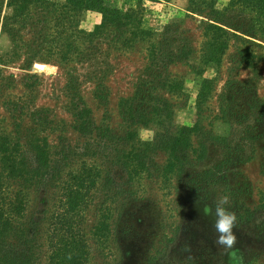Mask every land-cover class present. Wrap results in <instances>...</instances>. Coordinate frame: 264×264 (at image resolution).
<instances>
[{"label": "rangeland", "instance_id": "obj_1", "mask_svg": "<svg viewBox=\"0 0 264 264\" xmlns=\"http://www.w3.org/2000/svg\"><path fill=\"white\" fill-rule=\"evenodd\" d=\"M107 1L123 12L139 10L143 28L154 33L152 42L170 24L172 31L190 39L192 55L169 67L171 80L177 82L167 93L175 112L173 122H167L172 131L196 124L215 136L234 135L243 150L228 162L219 155L220 145L214 160L193 162L189 172L197 176L166 172L168 153L162 146H147L159 132V119L134 125L120 114L121 99L133 95L148 65V41L118 49L105 45L103 36L89 42L80 31H94L102 14L65 6L66 0L31 5L32 20L17 23L15 31L7 27L12 35L2 27L11 10L9 0H0V133L25 146L47 142L62 174H97L83 211L87 264H264V119L257 128L237 133L236 115L225 120L220 112V106L243 115L248 106L264 107V44L248 36L233 37L221 66L206 67L201 62L203 16L188 10L191 0ZM212 1L217 10L229 4ZM39 64L45 67L40 70ZM204 79L214 82L201 100ZM229 80L237 82L221 99ZM79 112L86 133L76 129ZM90 123L97 128L94 137ZM199 138L193 135V144ZM138 158L147 162L139 174L121 168L122 160L133 165ZM206 183L215 185L209 197ZM62 185L23 191L28 216L43 221V241ZM225 196L238 218L237 241L230 251L214 243V216L203 213L204 203ZM101 224L100 230L94 229ZM46 254L45 248L41 264Z\"/></svg>", "mask_w": 264, "mask_h": 264}, {"label": "trees", "instance_id": "obj_2", "mask_svg": "<svg viewBox=\"0 0 264 264\" xmlns=\"http://www.w3.org/2000/svg\"><path fill=\"white\" fill-rule=\"evenodd\" d=\"M42 1L44 0H9L11 10L3 18L4 30L12 35L7 27L15 31L17 23L29 24L27 20H32L29 7ZM65 6L77 10H97L102 14V22L94 31H80L89 42L103 36L105 45L118 49L138 41H148V65L138 78L133 95L121 99L120 114L124 122L134 125H148L152 119H159V132L147 146L150 148L159 145L168 153L164 167L166 172L186 174L188 178L197 176L194 171L189 172V168L194 167L193 162L214 160V149L220 145L223 146L219 155L226 157L228 162L231 161L230 155L243 150L244 145L236 144L234 135L233 138L215 136L212 132H203L196 124L181 126L172 131L171 123L167 124L168 121L173 122L175 114L167 93L177 85L169 76V67L176 60L187 59L192 55L190 39L184 32L172 31L170 24L165 27L161 39L152 42L150 39L154 33L143 28L139 10L123 12L107 0H66ZM189 7V11L203 16L206 41L203 44L201 62L206 67L221 66L233 37L248 36L264 44V0H229L228 6L222 10H217L212 0H191ZM247 61L252 63L249 56ZM213 82L212 79H204L199 93L201 100L212 92ZM232 82L237 81H228L221 99L231 90ZM248 108L250 110L246 115L239 111L232 112L229 106H220V112L225 120L236 115L233 121L238 125V133L245 127L256 125L257 128V123L264 119L263 106ZM82 119L79 112L76 115V129L80 133H86V121ZM243 121L248 123L244 124ZM90 128L91 136H96L97 128L91 127V123ZM245 132L249 134L250 130ZM193 135L202 137L197 144H193ZM138 159L133 165L122 160L121 168L126 171L132 168V172L139 174L147 162L142 158ZM97 177L93 170L62 174L56 168V161L47 142L36 141L25 146L0 133V264H41V254L45 248L47 254L44 264H87L88 238L83 228V211ZM187 177L184 179H188ZM60 183L63 185L59 206L51 217L52 223L43 241V221L35 215L28 216L23 191L34 186L41 190L49 184L58 187ZM214 186L206 183V197H209ZM100 226L102 224L94 229L100 230Z\"/></svg>", "mask_w": 264, "mask_h": 264}, {"label": "clouds", "instance_id": "obj_3", "mask_svg": "<svg viewBox=\"0 0 264 264\" xmlns=\"http://www.w3.org/2000/svg\"><path fill=\"white\" fill-rule=\"evenodd\" d=\"M203 213L205 216H214V243L225 251L232 250L237 241L234 228L238 226V218L229 205L228 198L225 196L212 203H204Z\"/></svg>", "mask_w": 264, "mask_h": 264}, {"label": "bare ground", "instance_id": "obj_4", "mask_svg": "<svg viewBox=\"0 0 264 264\" xmlns=\"http://www.w3.org/2000/svg\"><path fill=\"white\" fill-rule=\"evenodd\" d=\"M45 67V65H43V64H39V69L41 70L42 68H44Z\"/></svg>", "mask_w": 264, "mask_h": 264}, {"label": "water", "instance_id": "obj_5", "mask_svg": "<svg viewBox=\"0 0 264 264\" xmlns=\"http://www.w3.org/2000/svg\"><path fill=\"white\" fill-rule=\"evenodd\" d=\"M37 67L39 68V65H37Z\"/></svg>", "mask_w": 264, "mask_h": 264}]
</instances>
